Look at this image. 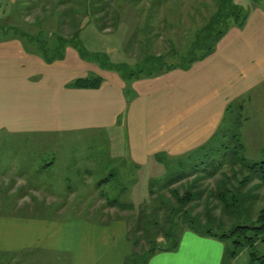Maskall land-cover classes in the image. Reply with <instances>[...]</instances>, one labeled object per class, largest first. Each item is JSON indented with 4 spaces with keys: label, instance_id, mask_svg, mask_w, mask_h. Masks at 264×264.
<instances>
[{
    "label": "crops",
    "instance_id": "0c3cea01",
    "mask_svg": "<svg viewBox=\"0 0 264 264\" xmlns=\"http://www.w3.org/2000/svg\"><path fill=\"white\" fill-rule=\"evenodd\" d=\"M5 1L9 12L14 0ZM238 1L246 4L245 22L230 28L212 55L188 70L131 82L81 59L73 48L63 60L47 64L18 37L0 40V139L116 130L125 159L139 173L162 166L157 158L190 157L219 131L229 111L236 109L244 121L264 111V0ZM91 75L102 79L99 88L69 86ZM80 218L65 225L0 215V255L51 253L66 256V264H124L131 252L124 222ZM188 235L196 236L199 249L158 252L147 264H221L218 250L212 253V238Z\"/></svg>",
    "mask_w": 264,
    "mask_h": 264
},
{
    "label": "rangeland",
    "instance_id": "374dc122",
    "mask_svg": "<svg viewBox=\"0 0 264 264\" xmlns=\"http://www.w3.org/2000/svg\"><path fill=\"white\" fill-rule=\"evenodd\" d=\"M154 1L114 0L110 13L119 15L116 29L101 33L94 25L85 27L80 33L84 51L87 54H104L111 63L127 64L136 72L142 69L136 65L140 63L142 54L138 46L143 44V36L132 37L136 29L150 30L147 35H155L149 40L152 50H148V53L163 55L171 48L180 51L215 8L214 0ZM33 2L21 17V22L33 24L45 14H50L43 25L38 24L35 27L49 33H69V22H64L66 24L59 30V18L61 13L66 9L69 11L75 4L65 2L66 4L63 3L59 7H53L51 0H44V4L40 1ZM233 2L239 6L241 4L238 0ZM24 3L19 1L14 11L20 14L23 9H27L25 7H28V3ZM241 7L247 11L245 3H242ZM5 8H9L8 3L0 0L2 23H5L13 11L12 6L9 12ZM52 11L54 13L51 15ZM166 62L175 63L177 59L168 58ZM246 118L247 121L242 120L243 115L236 109L228 113L223 127L226 138L221 141L229 147L233 146L239 140L231 141L229 137L239 134L240 144L243 145L242 156L251 162L264 161V151H261L264 149V111L251 113ZM125 151L126 146L123 145L122 138H116V130L110 133L91 132L45 137L37 141L31 138H1L0 215H26L65 225L78 216L82 217L81 220L89 222L120 220L127 227L129 238V232L133 231L136 219L150 215L153 200L157 201L156 203H164L165 199H171L168 190L162 192L170 179L182 177V180L173 186L182 191V186L197 176H184L190 173V167L197 159L195 157V161H192L194 158L188 157L181 161L167 162L160 167L153 166V169L147 167V170L139 173L138 169L125 159ZM210 158L216 161L219 157L210 155ZM206 159L209 158L201 159L200 162H205ZM179 163H182V166L179 167ZM234 169L232 174L228 165L224 166L214 178L201 183L202 188L215 190L221 174L230 178L232 187H237V180H242V172L237 167ZM234 193L243 205L251 208V218L254 219L258 208L264 205V184L252 181L243 185L240 190H234ZM211 202L217 205L215 198ZM111 204L115 206L112 207ZM123 205L125 207L120 209ZM196 212L201 215L205 212V202L200 203ZM160 214L159 217L162 218V213ZM214 215L219 220L222 217L219 209ZM226 218L222 217V220L225 221ZM180 224L179 220L176 233L179 238L177 249H199V244L195 242L196 236L188 235L191 231ZM212 241V253L218 250L221 261L226 244L214 238ZM158 242H164L163 238L159 237ZM245 257L242 253L231 264H245ZM0 264H66V256L51 253L12 257L0 255Z\"/></svg>",
    "mask_w": 264,
    "mask_h": 264
},
{
    "label": "trees",
    "instance_id": "16d2710c",
    "mask_svg": "<svg viewBox=\"0 0 264 264\" xmlns=\"http://www.w3.org/2000/svg\"><path fill=\"white\" fill-rule=\"evenodd\" d=\"M19 1L20 3L25 2L24 4L28 3V7H25L27 9H23L20 14L14 11ZM33 1L39 0L12 1L13 11L5 23L0 22V40L11 36L18 37L31 45L47 64L63 60L66 49L73 48L81 59L96 64L102 70L119 74L126 82L142 77H153L174 69L188 70L194 63L203 61L212 55L219 40L230 28L242 26L247 15L246 11L233 0H214V11L201 27L197 28L192 35L190 34L191 39L189 38L190 40L185 43V47L180 51L171 48L163 55L148 53V50H152L149 40L155 36L147 35L150 30L136 29L132 37L134 35L143 36L141 39L143 44L138 46L142 53L140 63L136 65L142 69L134 72L133 68L127 64L111 63L104 54H87L80 39L81 31L89 25H94L101 33L116 29L118 22L116 20L119 15L115 12L110 13L114 0H51L53 7H59L65 2L76 5L60 14L59 30L67 22L71 26L67 35L61 31L49 33L35 27L38 24L43 25L48 19L50 14L46 15L44 11L45 15L41 20L39 19L40 21L37 20L33 24L21 22V17L32 6ZM43 2L44 0L40 1V3ZM53 13L54 11L51 15ZM168 58H175L177 62L168 64L166 62ZM101 83L100 77L91 75L77 79L69 86L74 89H97ZM224 124L225 122L207 144L190 155L189 159L194 158L191 160L195 161L196 157L197 160L194 164L192 163L190 173L184 176L190 174L197 176L183 186L181 185L182 191L173 188L174 184L182 180V177L170 179L162 192L168 190L171 199H165L164 203H156L157 201L153 200L150 215L144 216L143 219H136L133 231L129 232V238L127 234L131 252L125 258L124 264H147L158 252L175 251L179 244V238L176 235L179 220L180 226L185 225V228L192 233L201 237L218 239L226 244L221 264H231L242 253L246 255L245 264H264V205L258 208L253 219L251 208L243 205L234 193V190H240L243 185L252 181H259L260 185L264 184V161L251 162L242 156L243 145L240 144L239 134L229 137L231 141L239 140L235 142V145L229 147L223 144L221 140L226 138L223 133ZM210 155H218L219 158L216 161L211 160ZM207 157L209 159L205 162H200L201 159ZM157 161L163 164L168 162L162 158H157ZM226 165L231 169L232 174L236 167L242 172V180H237V187H232L230 178L221 174V179L216 182L215 190L202 188L201 183L214 178ZM178 166H182V163ZM150 197H153L152 193ZM213 198L216 199L217 205L211 202ZM202 202H205V212L201 215L196 210ZM124 207L123 205L120 209ZM217 209L220 210L222 217H227L226 222L222 220V217L220 220L215 218L214 212ZM160 213H162V218L159 217ZM159 237H162L164 242H158Z\"/></svg>",
    "mask_w": 264,
    "mask_h": 264
}]
</instances>
